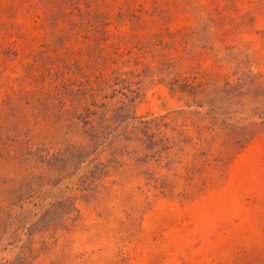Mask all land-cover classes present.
<instances>
[{
	"label": "rangeland",
	"instance_id": "obj_1",
	"mask_svg": "<svg viewBox=\"0 0 264 264\" xmlns=\"http://www.w3.org/2000/svg\"><path fill=\"white\" fill-rule=\"evenodd\" d=\"M0 264H264V0H0Z\"/></svg>",
	"mask_w": 264,
	"mask_h": 264
}]
</instances>
